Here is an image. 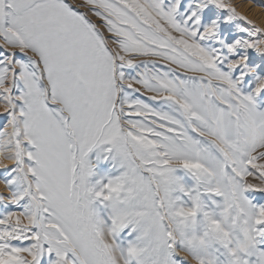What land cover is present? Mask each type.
<instances>
[{
	"label": "snow or ice",
	"instance_id": "6c2138e0",
	"mask_svg": "<svg viewBox=\"0 0 264 264\" xmlns=\"http://www.w3.org/2000/svg\"><path fill=\"white\" fill-rule=\"evenodd\" d=\"M0 264H264V27L0 0Z\"/></svg>",
	"mask_w": 264,
	"mask_h": 264
},
{
	"label": "bare ground",
	"instance_id": "6f19581e",
	"mask_svg": "<svg viewBox=\"0 0 264 264\" xmlns=\"http://www.w3.org/2000/svg\"><path fill=\"white\" fill-rule=\"evenodd\" d=\"M262 2H264V0ZM232 3L236 6L238 12L246 15L258 26L264 27L263 3L259 0H232Z\"/></svg>",
	"mask_w": 264,
	"mask_h": 264
},
{
	"label": "rangeland",
	"instance_id": "374dc122",
	"mask_svg": "<svg viewBox=\"0 0 264 264\" xmlns=\"http://www.w3.org/2000/svg\"><path fill=\"white\" fill-rule=\"evenodd\" d=\"M259 1H260L261 3H263V5H264V2H262L263 0H259ZM261 3H260V4H261Z\"/></svg>",
	"mask_w": 264,
	"mask_h": 264
}]
</instances>
